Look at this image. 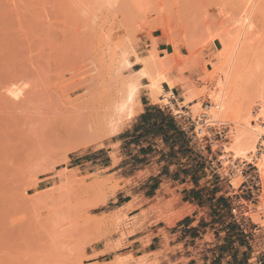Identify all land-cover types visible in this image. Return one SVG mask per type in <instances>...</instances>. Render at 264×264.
<instances>
[{
	"label": "rangeland",
	"instance_id": "374dc122",
	"mask_svg": "<svg viewBox=\"0 0 264 264\" xmlns=\"http://www.w3.org/2000/svg\"><path fill=\"white\" fill-rule=\"evenodd\" d=\"M0 39L16 50L0 56V93L39 92L9 100L0 125V264H219L228 250L264 264V134L237 150L242 130L264 132V0H0ZM130 84L142 109L174 92L187 109L166 111L203 132L186 120L174 140L167 116L139 107L110 126ZM175 174L217 186L188 202ZM206 188L225 208L217 241L185 225Z\"/></svg>",
	"mask_w": 264,
	"mask_h": 264
},
{
	"label": "bare ground",
	"instance_id": "6f19581e",
	"mask_svg": "<svg viewBox=\"0 0 264 264\" xmlns=\"http://www.w3.org/2000/svg\"><path fill=\"white\" fill-rule=\"evenodd\" d=\"M246 20V19H245ZM6 30V29H5ZM25 31H26V33L28 32V30H30V29H24ZM3 31H4V29H3ZM25 31H20L21 33H23V34H25ZM8 32V31H7ZM7 32H5V33H7ZM20 32H17V33H20ZM31 32H33V31H29V33H31ZM9 33V35H8V37L10 36V33L11 32H8ZM17 33L15 34L14 32L12 33L13 34V36L12 37H9V38H11L12 40H10V41H5V39L2 41V39H0L3 43H4V41H5V43L7 42V43H10L11 41H14V39H18L19 40V38L20 37H18V38H16L17 36H15V35H17ZM3 34V33H2ZM6 35V34H5ZM72 36V35H71ZM21 37L23 38V36L21 35ZM96 37V36H95ZM31 38V37H30ZM36 38V37H35ZM23 39H25V38H23ZM32 39V38H31ZM20 40H22V39H20ZM30 40V39H29ZM28 40V41H29ZM67 40V39H66ZM37 41V40H36ZM2 42H0V53L2 54H0V56H3V55H5L6 53H8V51L10 52V51H12V48L10 47V48H8V47H6V46H3V45H5V43L2 45L1 43ZM27 42V41H26ZM23 43L24 45H27V43ZM68 42V41H67ZM12 44H14L15 42H11ZM10 43V44H11ZM38 43V42H37ZM70 43V42H69ZM73 43V42H72ZM18 44V43H17ZM23 44H21L22 45V48H23V50L25 49L26 50V48L23 46ZM15 45H16V43H15ZM15 45H12V47L13 46H15ZM37 45V44H36ZM44 45V44H43ZM46 45V44H45ZM70 45V44H69ZM19 46V48H20V45H18ZM18 46H16V47H18ZM28 46V45H27ZM31 45L29 44V47H30ZM33 46V45H32ZM30 47L31 49L34 47ZM37 47V46H36ZM41 47V46H40ZM14 48V47H13ZM21 48V49H22ZM30 48H27V49H29L30 50ZM35 48V47H34ZM51 48V47H50ZM15 49V48H14ZM40 49V48H39ZM48 49H49V47H48ZM17 50H19L18 48H17ZM23 50H22V53H21V51H19L22 55H25L24 54V52H23ZM35 50V49H34ZM37 50V49H36ZM42 50V49H41ZM15 52H16V50H14ZM27 51V54H28V50H26ZM26 51H25V53H26ZM44 51V50H43ZM13 52V51H12ZM15 52H13V53H11L12 55H14V57H15ZM30 52H32V51H29V53ZM42 52V51H41ZM20 53L18 54V51H17V53H16V55H19V57L17 58V59H19V58H21L22 56H20ZM34 53V52H33ZM33 53H31V55H33ZM37 53H39V52H37ZM36 53V54H37ZM71 53V52H70ZM10 54V55H11ZM27 54L25 55V56H27ZM40 55H41V53H39ZM66 54H68V52L66 53ZM73 54V53H72ZM29 55V54H28ZM39 55V56H40ZM43 55V54H42ZM24 56V57H25ZM34 56V55H33ZM70 56V55H69ZM23 57V58H24ZM30 59H32L31 57H30V55L28 56ZM81 57V56H80ZM1 58H3V57H1ZM38 58V57H37ZM5 59H7V58H5ZM15 59V58H14ZM17 59H15V60H17ZM45 59V58H44ZM65 59H67V57L65 58ZM80 59V58H79ZM3 60H4V58H3ZM14 60V61H15ZM89 60V59H88ZM93 60V59H92ZM0 61H1V59H0ZM6 61V60H5ZM21 61V60H20ZM23 61H24V59H23ZM29 61V60H28ZM73 61V60H72ZM71 61V62H72ZM76 61V60H75ZM80 61H83V60H80ZM95 61V60H94ZM3 62V61H2ZM1 62V63H2ZM30 62H32L33 63V61L31 60ZM29 62V63H30ZM67 62V61H66ZM69 62V61H68ZM68 62H67V64H68ZM75 63V62H74ZM82 63V62H81ZM84 63V62H83ZM27 64V63H26ZM41 64H43V61L41 62ZM73 64V63H72ZM79 64V63H78ZM125 64H127V65H129L130 63L127 61V62H125ZM69 65V64H68ZM71 65V64H70ZM40 68V67H39ZM43 68V67H42ZM151 70H152V67H148V68H146V69H144V70H141L140 72H141V74L142 75H148V76H151L150 75V72H151ZM43 71V70H42ZM152 77V82L154 83V84H156V81L158 80H156V78L155 77H153V76H151ZM172 79H169V78H167V81L170 83V84H172V82L173 81H171ZM159 82L157 81V84H158ZM134 84V83H133ZM133 84H130V85H127V87H125L126 88V92H125V95H124V97L122 98H120V99H118V101H116V103H115V107L113 106V108H115V112H116V114L118 113L119 115L117 116L116 115V119L115 118H110L111 120H110V126H114L115 124H116V120H119L120 118H122V117H127V118H132L133 116H135L136 115V113H138L139 111V108H140V110L142 109V105L140 104L139 106H134V100H135V94H136V90H137V87H136V85H133ZM156 84V85H157ZM151 85V84H150ZM171 86H173V85H171ZM63 87V86H62ZM160 87V86H159ZM3 88L5 89V91L4 92H2V93H0V113H2L1 115L2 116H0V125L1 126H4L7 122H8V117L4 114L5 113V110H7L9 107H11V106H9V100H11V101H13V102H17V100H21V97H22V95L24 96V93L25 94H27V93H31V92H33L35 89H31V90H27V89H25L23 86H21L20 84H16L15 82H11V83H7L5 86H3ZM56 89V92L55 91H52V93H53V95H54V93H59L58 92V90L60 91V88L59 89H57V88H55ZM157 89V88H156ZM38 90V89H37ZM62 90V89H61ZM64 90V89H63ZM67 90V89H66ZM152 90H154V88H152ZM39 91V90H38ZM138 91V90H137ZM35 92H37L36 90H35ZM123 92H124V90H123ZM34 93V92H33ZM33 93H31V94H33ZM39 92H37L35 95H37ZM51 93V92H50ZM50 93H46V95L48 94V96H50L49 94ZM67 93V92H66ZM30 94V95H31ZM62 94V93H61ZM64 94V93H63ZM68 94V93H67ZM124 94V93H123ZM152 94H153V92H152ZM34 94H33V96H35ZM60 95V94H59ZM38 96H39V94H38ZM37 96V97H38ZM55 96V95H54ZM53 96V97H54ZM151 96V95H150ZM29 97V96H28ZM52 97V96H51ZM65 97V96H64ZM63 97V98H64ZM67 97V96H66ZM32 98H34V97H32ZM55 98H59V97H55ZM35 99V98H34ZM54 98H52V100H53ZM61 99V98H60ZM115 99H117V98H115ZM262 99V98H261ZM32 100V99H31ZM57 100V99H56ZM63 100V99H62ZM68 100V99H67ZM114 100V99H113ZM61 101V100H60ZM59 101V102H60ZM70 101V100H69ZM62 102V101H61ZM64 102H65V98H64ZM68 102V101H67ZM114 103V102H113ZM114 105V104H113ZM62 106H65V105H62ZM68 106V105H67ZM137 107H139V108H137ZM69 108V107H68ZM136 109H138V110H136ZM114 110V109H113ZM68 114H73V113H68ZM74 117H75V115H74ZM73 117V118H74ZM113 117V116H112ZM72 118V119H73ZM121 120V119H120ZM52 123V122H51ZM56 123V122H55ZM53 124V123H52ZM118 124V123H117ZM54 125V124H53ZM59 125V124H58ZM245 126V125H244ZM251 127H252V124L250 125ZM250 126H249V129H251L250 128ZM263 127H264V123H263V125H262ZM56 127V126H55ZM246 127V126H245ZM52 128V127H51ZM243 128V127H242ZM241 128V129H242ZM54 129H56V128H54ZM61 129V128H60ZM59 128H58V130H60ZM249 129H247V130H242L241 131V133H240V135L238 136V145H240V143H243L245 146H246V148H244V149H242V148H240L239 146H237V150H238V153L239 154H242L243 155V157H244V155H246V154H248V153H253V152H255V139H256V137L257 136H259V135H261V134H264V132H262V131H260V130H258V129H256V128H252V130H249ZM20 129H17L16 131V133H17V136L19 137V136H21V135H23V136H25V134H24V132L22 131V130H20ZM41 131V130H40ZM50 131V130H49ZM240 131V130H239ZM42 132V131H41ZM51 132H53V133H55L56 134V130H55V132L54 131H51ZM52 134V133H51ZM237 134V133H236ZM4 135V137H3V139L1 140L2 142L5 140V139H7L8 138V135H5V134H3ZM27 138V137H26ZM25 137H24V139H26ZM19 139V141H23V139H22V136L21 137H19L18 138ZM235 144V143H234ZM233 144V145H234ZM9 147V144L8 143H6V144H4V146H3V149L4 150H6L7 148ZM232 149V148H231ZM228 150V149H227ZM247 151V152H246ZM251 156V155H250ZM242 157V156H241ZM262 166H264V165H262ZM259 167H261V166H259ZM159 201V200H158ZM186 209V208H185ZM179 210V209H178ZM182 210L183 211H185L184 210V208H182ZM187 210V209H186ZM183 211H180V212H182L181 213V215H183ZM188 211V210H187ZM185 215V214H184ZM178 217V216H177ZM181 217V216H180Z\"/></svg>",
	"mask_w": 264,
	"mask_h": 264
},
{
	"label": "crops",
	"instance_id": "0c3cea01",
	"mask_svg": "<svg viewBox=\"0 0 264 264\" xmlns=\"http://www.w3.org/2000/svg\"><path fill=\"white\" fill-rule=\"evenodd\" d=\"M144 94H148V93L144 92ZM150 106H154V103L150 100V97H147V102L143 103V109L141 111V116H143V118L145 117L149 119L150 117H153V114H152L153 111L158 112V114H161L162 116H167L169 121H171V125L173 126L171 130V134H173V139L176 140V135L179 136L181 134L180 132L184 130L182 125L179 123L178 119L173 117L171 112L169 111L167 112L166 109L161 106L158 107L159 109L151 108ZM122 132H124V130ZM127 139L128 138H124L123 140H119V141L121 142ZM109 158H112L111 155H109ZM106 167L110 168L112 167V164L107 165ZM154 176H157V175H154ZM189 178H191V176H185L184 174H180V176H176L175 174L174 178L171 177L169 179V181L174 182L177 186H181L183 190L186 189L184 194L186 195L185 197L188 196L187 197L188 202H191L192 200L196 198L195 196L197 195L196 192H194L193 194L194 196L192 197L189 196L191 195L193 188H195L196 190H201L202 188L206 186H210L211 189H214L217 186L213 182H208V181H206L205 183H202V185L196 186L194 184V180H192V182H189ZM203 181L202 179L200 180V182H203ZM204 192L208 193L207 196H205V198L202 200L200 199V202H202V204L195 205L198 208L196 210L197 213H195L194 215H191V219L188 220L185 225L187 228L200 225L201 232L198 238L199 241H204L205 237L209 234H213V240L217 241L219 238V234H217L216 232L218 231L219 224L222 223L223 221V220H220L219 218L224 213L225 208L216 201L218 194L214 192V190L212 191L206 188ZM214 196H216V198L213 199ZM195 223H197V225H195ZM190 237L191 235L187 236V238H185V240L183 241L187 242V239ZM227 239L229 242H231L229 236L227 237ZM205 246H206V242H203V247H201L200 249H203V250L206 249ZM222 254H224L225 258L220 259L219 264H239V261L241 260L236 255V253L231 250H228L227 253L222 252Z\"/></svg>",
	"mask_w": 264,
	"mask_h": 264
},
{
	"label": "built area",
	"instance_id": "2783aa9c",
	"mask_svg": "<svg viewBox=\"0 0 264 264\" xmlns=\"http://www.w3.org/2000/svg\"><path fill=\"white\" fill-rule=\"evenodd\" d=\"M162 100H167V103L165 104V108H168L170 111H173L172 106H174V109H176L177 112L183 111L180 109H187V107L184 105L183 102H179L180 100L177 99L174 92L172 94H170L169 96H162ZM187 113L188 114L175 113V114H173V116L176 119H178L179 123L182 125L183 128H184L183 125L187 124L186 120L191 121L192 125L194 127L192 132H195V135H197V136L200 135L203 132V128H201V127L198 128L197 125H204L205 120L203 118H193L192 113L189 110L187 111Z\"/></svg>",
	"mask_w": 264,
	"mask_h": 264
},
{
	"label": "trees",
	"instance_id": "16d2710c",
	"mask_svg": "<svg viewBox=\"0 0 264 264\" xmlns=\"http://www.w3.org/2000/svg\"><path fill=\"white\" fill-rule=\"evenodd\" d=\"M145 118V117H144Z\"/></svg>",
	"mask_w": 264,
	"mask_h": 264
}]
</instances>
